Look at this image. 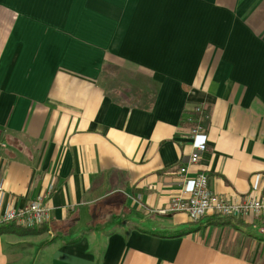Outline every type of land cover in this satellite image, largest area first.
Instances as JSON below:
<instances>
[{
    "label": "crops",
    "instance_id": "obj_1",
    "mask_svg": "<svg viewBox=\"0 0 264 264\" xmlns=\"http://www.w3.org/2000/svg\"><path fill=\"white\" fill-rule=\"evenodd\" d=\"M200 104L206 151L179 174ZM197 171L233 202L264 196V0H0L5 201L53 182L57 228L1 232L0 264H257L226 233L264 241V219L148 212ZM100 201L117 217L90 229Z\"/></svg>",
    "mask_w": 264,
    "mask_h": 264
},
{
    "label": "built area",
    "instance_id": "obj_2",
    "mask_svg": "<svg viewBox=\"0 0 264 264\" xmlns=\"http://www.w3.org/2000/svg\"><path fill=\"white\" fill-rule=\"evenodd\" d=\"M205 109L202 104L196 105L185 116L187 126L184 137L189 141L190 151L184 165L174 167L179 174H186L190 166L198 165L206 151L207 128L203 125ZM53 188L52 182L33 199L15 206L5 201L3 180H0V226L14 224L20 228H34L48 223L51 220L49 200ZM148 212L159 215L183 212L191 222H197L208 215L264 219V196H248L243 201L233 202L215 194L209 187L208 175L204 171H197L188 196L174 198L166 207L149 209Z\"/></svg>",
    "mask_w": 264,
    "mask_h": 264
},
{
    "label": "trees",
    "instance_id": "obj_3",
    "mask_svg": "<svg viewBox=\"0 0 264 264\" xmlns=\"http://www.w3.org/2000/svg\"><path fill=\"white\" fill-rule=\"evenodd\" d=\"M209 118H210V109L206 108L203 111V125L206 126V128H208V125H209ZM116 211H117L116 206H114L111 202L105 203V201H100L97 204H95L94 208L91 210L92 227L90 229H93L95 225H99L100 223H103L108 219L117 217ZM49 222L41 225L40 227H34V228H20V227L15 226L14 224L1 225L0 233L3 231H18L22 233H33V232L44 231L48 229H51L52 231H57V228L55 226H51L52 223L49 224ZM58 229L63 230L64 228L60 227ZM56 233L57 232H55L54 234ZM58 237H62V236H58ZM56 238H57V234L55 238L53 237L52 240Z\"/></svg>",
    "mask_w": 264,
    "mask_h": 264
},
{
    "label": "rangeland",
    "instance_id": "obj_4",
    "mask_svg": "<svg viewBox=\"0 0 264 264\" xmlns=\"http://www.w3.org/2000/svg\"><path fill=\"white\" fill-rule=\"evenodd\" d=\"M228 251L257 264H264V241L237 231L226 233Z\"/></svg>",
    "mask_w": 264,
    "mask_h": 264
}]
</instances>
